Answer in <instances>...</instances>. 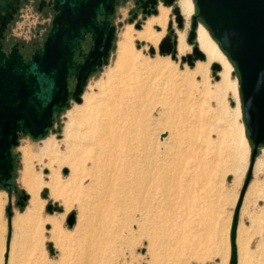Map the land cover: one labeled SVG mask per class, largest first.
<instances>
[{
	"label": "rangeland",
	"instance_id": "obj_1",
	"mask_svg": "<svg viewBox=\"0 0 264 264\" xmlns=\"http://www.w3.org/2000/svg\"><path fill=\"white\" fill-rule=\"evenodd\" d=\"M192 3L193 13L184 19L181 29L167 8L166 24L156 45L133 39L134 50L149 66L144 74L119 68L120 31L128 26L135 31L142 28L127 20L131 2L120 4L112 17L115 37L107 63L89 76L80 103L70 97L68 106L54 114L44 137L18 136L11 149L14 168L10 182L16 192L23 190L28 198L18 206L16 192L9 194L0 186V264H152L148 242L128 215L135 197L150 206L161 199L163 240L180 255L179 260L161 264L229 263L230 226L252 144L246 135L236 67L201 20L198 24L231 65L235 90L227 91L223 102L228 110H237L235 122L217 115L222 100L217 101L212 91L220 80V63L208 64L205 81L195 76L179 84V77L206 60L197 59L193 65L181 60L192 53L186 43L191 16L196 13L194 0ZM170 19L175 34L183 33L189 48L176 53L174 59L158 52ZM155 32L160 33L161 28ZM151 46L153 53L149 52ZM81 48L86 51L88 44ZM153 63L174 68L176 75L166 77L160 70L154 76ZM213 63L220 69L212 70ZM143 82L147 85L144 97L135 102L136 89L144 86ZM204 83L210 93H203ZM73 86L70 79L69 89ZM69 116L76 120L66 133ZM163 143L167 147L164 152L160 149ZM262 150L264 147L258 150L254 163ZM159 162L161 168L156 167ZM234 162L238 166L235 174L230 170ZM247 188L236 240L239 232L247 234L248 264H264V168L255 171L253 165ZM9 203L10 229L5 212ZM70 213L75 214L72 226L66 223ZM239 255L238 249L237 264L242 258Z\"/></svg>",
	"mask_w": 264,
	"mask_h": 264
},
{
	"label": "water",
	"instance_id": "obj_2",
	"mask_svg": "<svg viewBox=\"0 0 264 264\" xmlns=\"http://www.w3.org/2000/svg\"><path fill=\"white\" fill-rule=\"evenodd\" d=\"M0 0V9L4 2ZM174 0H163V5ZM45 0H41L40 8ZM117 0H49L55 12L51 27L42 45L25 60L14 44L8 52L0 46V186L9 194L16 192L10 182L13 172L11 149L20 134L33 139L44 137L53 124L54 114L68 106L71 97L80 103L87 79L107 63L115 37V25L108 19L113 15ZM196 13L191 16L186 37L194 44L192 53L182 61L193 65L205 58L196 42L197 20H201L219 43L239 76V91L246 135L252 144L249 165L233 212L230 226V258L237 264L236 229L241 202L250 181L257 152L264 147V0H194ZM39 8V9H40ZM177 27L183 17L178 5L173 9ZM11 12L0 15V33L10 20ZM138 28V25H135ZM169 33L158 44L161 55L176 57V34L167 22ZM89 36L90 45L83 53L81 44ZM154 47L149 48L153 53ZM212 70H219L217 63ZM74 80L69 89V80ZM16 205L23 206L27 194L16 192ZM10 229L11 204L5 208ZM75 214L66 219L68 226ZM9 234V233H8ZM9 236V235H8Z\"/></svg>",
	"mask_w": 264,
	"mask_h": 264
},
{
	"label": "bare ground",
	"instance_id": "obj_3",
	"mask_svg": "<svg viewBox=\"0 0 264 264\" xmlns=\"http://www.w3.org/2000/svg\"><path fill=\"white\" fill-rule=\"evenodd\" d=\"M178 3H179L178 8H180L179 10L181 11L182 15L185 18H188L193 13V10H194L192 0H179ZM167 14H168V9L161 6L159 8L158 15L155 17H151L150 19L145 21L140 30L135 31V30H133V28L131 26H128V27H125L123 31H120L121 33H120V40L118 43L117 61L119 62V65L121 66V67L119 66V68H121V70L123 72L129 71V69L134 70V71H140V74H142V73L144 74L145 72H148V70H149L148 64L144 63L143 60L141 59L142 57H140L139 52L138 51L136 52L134 50L133 45H132V41H133V39H136V40L138 39V40H142L145 42L147 41L148 43L150 42L153 45H156L160 36L163 34V30H164L166 20H167ZM153 25H157L158 27H160L161 32L156 33L152 28ZM196 42H197L199 50L204 54L206 60L203 63H200V62L195 63V65H194L195 68L193 69L192 72L191 71L186 72V74L179 77V80H178L180 82L179 84L181 85L182 83H187V81H190L195 76H199L202 78L203 81H205L208 64L212 61H215V62L217 61L218 63H220L221 68H222L221 71L219 72L220 80L218 82H216L215 86L213 85L214 87H213V91H212V93L216 97L217 101L221 102V100H222L221 105L219 106L217 115L219 118H221L225 121L235 122V120L237 118V110H234V108L232 110H228V108L225 106V104L223 102V97L225 96L227 91H230V90L234 91L235 90V82H233L230 79L231 65L224 58V56H223L222 52L219 50L217 44L212 40V38L210 37L207 30L201 24H198L197 29H196ZM188 49L189 48L185 43L184 34L181 32H177V34H176V53H177V55L183 54ZM159 64L154 65V63H153V65H151L152 67L150 66L151 67L150 69L152 70V72L155 73L154 76L157 75L156 73L159 74L160 70H161V74H164L166 77H174L176 75L174 68H169L168 66H166L162 63H161V66ZM150 74L151 73H149V75ZM113 76H114V74H113ZM147 78H149V76ZM175 82H177V81H175ZM143 85L144 86L137 87V89H136V95H135L136 97L134 98L135 102L140 101L142 99V97H144L143 94L145 92V89H147V87H146L147 85L145 86L144 82H143ZM202 91H203V93L207 94V93H210L211 90L209 89V86L206 83H204V84H202ZM159 92H161V91H159ZM116 100H118V99H116ZM236 109H237V107H236ZM76 113H78V112H76ZM152 114H154V113L152 112ZM159 115H160V113H159ZM156 118H158V116H156ZM75 120H76V118H73V116H69L68 122L65 126L66 133H68L69 130L72 128V126L75 123ZM143 126H144V124H143ZM146 128L143 129L144 134L147 133ZM151 130H152V128H151ZM106 134H108V133H106ZM149 135H151V133ZM108 136H109V134H108ZM138 138L139 137H137V139ZM141 139H142V137H141ZM234 140H236V139L233 138V141ZM51 141H52V139H51ZM238 141H239V137H238L237 142ZM160 149L162 152H164L165 149H167L166 144L163 143L161 145ZM166 154H167V152H166ZM160 159L161 158H159V160ZM154 163H156V161ZM153 164H152V166H153ZM162 165H163V163H162ZM229 165H231L230 162H229ZM253 165L255 167V171H258V170L264 168V150H262L260 157L256 159V161H255V163H253ZM156 167L161 168V162L157 163ZM151 169L153 170V168H151ZM230 170L235 174L236 170H238V166H237L236 162L233 163ZM238 175H240V173H238ZM144 176H146V175H144ZM148 180H149V178H148ZM237 184H238V181H235L234 185L237 186ZM143 185H145V184H143ZM32 188H33V185H32ZM247 190H248V188H247ZM30 192H32V191H30ZM139 198L140 197H135L134 200L132 199L130 208L128 210V213H129L128 215H129V218L135 223L140 235L144 236L148 242V253L151 257V263L152 264H161V262L165 263L169 260L170 261L179 260L180 259L179 253L175 250V248L171 247V245L167 246L163 240L164 235H163V231L161 229L164 225V215H163L162 207H161V199H160V202L158 205L154 204V205L150 206V205H147L146 202H140ZM114 225L116 227H118L117 223H114ZM237 236L238 237H237L236 242H237V246L239 249V253L242 256V258L240 260L238 258L239 264H248L247 244L249 243V241L247 239V234L239 232ZM9 246L11 247V245H9ZM149 260H150V258H149Z\"/></svg>",
	"mask_w": 264,
	"mask_h": 264
},
{
	"label": "flooded vegetation",
	"instance_id": "obj_4",
	"mask_svg": "<svg viewBox=\"0 0 264 264\" xmlns=\"http://www.w3.org/2000/svg\"><path fill=\"white\" fill-rule=\"evenodd\" d=\"M127 1L131 2L132 4L128 10L129 15L127 20L130 23H134V26L138 25V29L141 28L142 24L145 21H147L151 17L157 16L159 13V8L161 7V3L163 4V0H117L113 15L109 16L108 18L112 24H113L112 17L115 15L116 8L120 4H125ZM178 1L179 0H174L172 4L167 6L162 5L163 7L170 9L171 17L174 16L173 9L177 5L179 7ZM40 2L41 0H10L8 3L7 2L3 3V8L0 9V15L4 14L5 9L10 10L11 12L10 20L5 24V26L3 27L0 33V46L3 51L8 52L14 44H18L19 52L22 54L23 58L27 60L30 57V55L32 54V52L36 47L33 44H24L19 40L18 31L20 27L22 26L23 22L26 21V18H33V16L40 15L41 13L55 14L52 5L49 4V0H45L41 8H40ZM184 19L186 18L183 16L182 27H183ZM169 21L171 22V29H174L172 19H170ZM174 21H175V16H174ZM153 27L155 31L157 32L160 31V27H158L157 25H154ZM169 30L170 29L166 27V32L164 33L163 37H161L162 39L169 33ZM84 43H87L89 47L91 43L89 36H87L85 41L82 42L81 46ZM193 46L194 44H191V47ZM86 51H84L83 53H85Z\"/></svg>",
	"mask_w": 264,
	"mask_h": 264
},
{
	"label": "built area",
	"instance_id": "obj_5",
	"mask_svg": "<svg viewBox=\"0 0 264 264\" xmlns=\"http://www.w3.org/2000/svg\"><path fill=\"white\" fill-rule=\"evenodd\" d=\"M53 17V13H41L33 18H26L18 31L19 40L24 44H33L36 48L40 47L51 27Z\"/></svg>",
	"mask_w": 264,
	"mask_h": 264
}]
</instances>
